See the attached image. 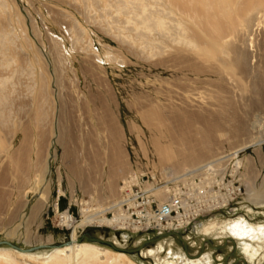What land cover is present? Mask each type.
<instances>
[{
	"label": "rangeland",
	"instance_id": "obj_1",
	"mask_svg": "<svg viewBox=\"0 0 264 264\" xmlns=\"http://www.w3.org/2000/svg\"><path fill=\"white\" fill-rule=\"evenodd\" d=\"M2 1L6 10L0 12V28L12 35L14 42L13 50L8 52L11 65L0 67V76L11 79L7 84L10 122L0 132V194L3 195L0 241H9L25 250L41 244L52 245L22 252L1 244L0 248L11 251L14 264H46L43 258L72 238L73 230L62 224L61 214L69 211L81 219L85 204L105 207L119 196L122 181L130 175L144 176L147 180L157 174V180L169 179L166 172L172 171L177 161L185 157L187 143L200 138L191 126L195 117L217 116L220 112H223L224 130L215 135L214 149L195 145L192 153H187L194 157L195 164L174 168L175 175L243 144L251 146L244 153L243 167L233 176L227 173L232 167L226 169V164L216 172L225 174L226 184L232 183L230 187L216 185L215 190L234 193L230 204L213 212L204 211L206 214L199 219L203 224L197 230L191 229L187 243L193 256L189 258L196 259L207 252L212 264H245L244 258L246 264H264L263 243L259 256L250 260L240 242L235 240L234 244L228 234H206L202 230L209 223L239 216L264 224V203L255 202L264 201V192L261 199L256 198V193L264 191V144H252L264 139V13L260 26L258 21L253 22V32L244 33L236 40L240 49L244 43L242 51L248 57V72L238 73L235 69L233 75L220 73L198 78L186 71V62H180L179 71H170L162 65L161 60L168 59V55L161 53L158 30L149 35L151 43H143L147 37L142 40L139 36L144 32L136 30L137 17L132 11L119 14L115 4L109 11L104 8L105 1L117 0ZM149 1V7L155 11L157 0ZM171 48L167 47V53ZM41 88L45 89L42 98L45 117L38 121L36 97ZM151 108L162 110L168 117L179 113L166 120L177 158L176 163L168 164L171 166H160L158 155L152 150L151 128L144 114ZM235 123L245 127L239 140L231 135ZM26 149L28 156L24 154ZM15 151L19 156L24 155V166L13 160ZM73 165L81 170L82 178L70 170ZM120 169L114 181L112 176ZM151 171L156 174L152 175ZM196 181L199 183L200 179ZM192 186L191 181L189 187ZM170 187L174 185L171 183ZM252 190L256 193L251 195ZM43 191L47 199L36 208L32 218L33 206L40 201ZM207 194L203 199L212 195ZM106 215L124 218L116 211ZM132 226L94 223L81 233L90 231L129 248L157 236L127 229H136ZM165 239L167 250L171 245L173 252L186 255L178 237ZM157 242L146 249L154 248ZM102 246L112 251L101 259L102 264L120 252ZM203 247L204 252L198 256ZM29 252L39 259L23 255ZM160 253L148 257L125 253L128 258L120 257L118 262L130 264V258L138 264H157L160 257V264H165L166 253ZM0 264L11 263L0 257Z\"/></svg>",
	"mask_w": 264,
	"mask_h": 264
},
{
	"label": "bare ground",
	"instance_id": "obj_2",
	"mask_svg": "<svg viewBox=\"0 0 264 264\" xmlns=\"http://www.w3.org/2000/svg\"><path fill=\"white\" fill-rule=\"evenodd\" d=\"M239 1L240 0H157V9L152 11L147 3L150 2L149 0H117L115 3L105 1L104 8L108 10L115 4L114 7L116 11L119 12V14L124 13L126 10L132 11L134 17H137L136 22H134L136 30H142L144 32H140L139 36L142 37V40L144 37H147V40H143V43H151V36L149 37V35L151 32H153V30H158L161 36V45H159L162 47L161 53H166L168 55V59L161 60L162 65H164L166 68H169L170 71H175L178 70V67H180V69L182 68L180 66L182 63L180 62L183 61L188 63V68L186 67V71L189 70V73L192 72L194 75L198 76V78H203V76L209 77L220 73L233 75L236 74V71L238 73L239 71L248 72L250 69L248 57L243 52L245 49L243 46L244 43L242 42V49L244 48L242 51V49L239 48L240 45L239 47L237 46L236 40L244 33L253 32V22L258 21L257 25L262 22V13H264V0H242V2L238 3ZM5 8L6 5L2 0H0V12L2 10L5 11ZM253 35L251 34L250 37H253ZM243 37L245 36L243 35ZM13 39L14 38L12 35L0 28V67H7L11 61L8 52L12 49V42H14ZM249 45L251 44L249 43ZM169 46L172 47V50L167 53V47ZM13 57L14 56H12V58ZM187 74L188 73H186V75ZM9 78L10 77L0 76V132L2 131V128L6 127L10 122V113L7 109V101L10 96V93L7 91V88H9L7 84H9L8 82L11 80H9ZM44 92L45 89L43 90L41 88L36 97V101L39 105L36 115V119L38 121L41 119L43 120L45 117V111L43 109L44 101H42V98L45 96ZM144 114L146 115L148 127L151 128V138L149 141L151 143L153 152L158 155L159 165L171 166L168 164L173 162L176 163L177 158L173 147L172 138L170 137V132L167 129L166 120L175 118L174 115H179V113H173L172 117H168L162 110L158 108H151L146 109ZM222 114L223 112H220L217 116L207 117L201 115L195 117V124L191 126L194 128L193 132H195L198 136L200 135V138L199 140L187 143L186 151L184 152L186 154L185 157L182 160L177 161L175 167H172V171L169 170L166 172L172 176L171 178L169 175H166L165 177H168L169 179L157 180V174L154 171L151 172L153 173L152 175L156 174L155 177L153 176L154 178L151 177V179L147 178V180H144V176L138 177V175L133 174L130 175L125 181H122V187L120 188L119 196L114 198L115 200L113 202H109L105 207H88V204L84 203L87 206H84L82 209L83 216L81 219H77L71 215L69 211L63 212L61 214V222L63 225L73 230L72 242L69 244H64V246L61 245L62 247L57 246L54 248V250L47 257L43 258L45 259L44 262L46 264H102L101 259H103L105 255H108L109 252H112L110 248L90 241H82V243H79L77 242V238L87 226H90L94 223L103 225L111 224L122 227L123 225L127 226L129 224L130 226L131 224L133 225L132 227H135L136 229L142 227L140 224L135 225L132 223L133 219L134 221H137L138 219L143 220L141 215L139 217L138 214V218H136L137 220H135L134 217H131L129 220V215L126 214V212H128L127 208L132 207L138 202V200L135 199H156L157 201L163 202L169 199V196L174 193L181 199L183 206V209L175 217L176 219H174L176 224L185 228L187 224L191 223L187 226L189 229H187L186 235L191 233L190 229L193 227L195 228L194 230L199 229V225L201 226L203 224L199 219H201L200 217L204 216L207 211L213 212L225 204H230L232 193H234V191H230L225 194L221 191H216L214 187L216 185H225L230 187L232 181H230L229 185L226 184L225 174H220L219 172L220 175H217V173L220 171V166L222 164L227 165L226 169L232 167L227 173L231 172L232 176L234 173H237V171L243 167L244 153L251 145L243 144L239 148H236L221 157L212 158L200 166L186 169L185 172L180 175L176 176L174 172V168H186V166L195 164L194 157H192V155H188L192 153V148L195 145H207L213 147L214 149L215 135H219V133L224 130L223 123L221 122ZM197 124H200L201 126H197ZM244 131V125L235 123L231 128L232 138L239 140L238 137L241 136ZM252 144L253 146L262 145L264 144V139L257 140ZM2 148L4 149L6 146H2ZM22 151L23 150L20 149V152ZM28 153L29 149H26L24 154L28 156ZM13 160L19 166H24L26 159L24 155L19 156L18 152L15 151ZM118 166L121 168L120 165ZM70 170L76 176L82 178L83 174L76 165L71 166ZM121 170L122 169L115 171L114 175L112 176L114 181H116L114 178L118 176V172L121 173ZM196 179H200V182L198 183ZM114 181L113 183H115ZM191 181L193 186L189 187ZM171 183L174 185L172 188L170 187ZM134 187H138V189L131 190ZM207 187L211 189L208 190ZM127 189H130V192H126ZM238 190L241 191L240 188H238ZM208 192L213 194L209 199H203L205 196L207 197ZM263 192L264 191L256 193L252 190L251 195L256 193V198L261 199ZM127 195L130 196V199H133L134 202H129L130 199H126ZM1 199H3L2 194H0V205L2 201ZM39 199L40 201L33 206V211L31 214L32 218L34 217L36 208L38 206H42L44 199H47L45 197V191H43ZM195 201L197 202L196 204H194ZM255 202L259 205H263L264 203L262 200H257ZM253 209L251 208L250 211L254 212ZM110 211H116L124 218H109L106 214ZM204 211L206 213H203ZM202 230L206 234L226 233V236L228 234V237L237 240L238 244L240 242L243 252L250 260H254L257 256H259L263 246L261 243L264 244V224L252 223L246 216L229 218L228 220L222 222L209 223V225L203 227ZM171 232H179L182 234V232L176 230ZM153 234L157 236L161 235L155 232ZM184 235L185 234H182V236ZM193 235L195 234L193 233ZM166 241L168 242L166 239L157 242L154 248H148L146 250L143 249L144 251L142 250L141 255L143 257H148L151 255H158L160 252H164L166 253V258L163 259L165 264H212L213 260L209 253L206 252L202 256L200 255L201 257L196 259L189 258V255H185L182 252H180V254L173 252L170 244L167 250L164 247V243ZM185 241L188 242L186 239ZM114 242L118 244L117 241ZM115 253L117 257H111L107 261V264H122L121 262H118L120 257H127V255L123 252ZM23 255H28L35 260L39 259L32 252L23 253ZM191 256L193 255L191 254ZM0 257L8 261V263L10 262L11 264H14L11 259V251L9 249L0 248ZM158 259L159 260L157 264H160L161 258L159 257ZM129 262L130 264H138L130 258Z\"/></svg>",
	"mask_w": 264,
	"mask_h": 264
},
{
	"label": "built area",
	"instance_id": "obj_3",
	"mask_svg": "<svg viewBox=\"0 0 264 264\" xmlns=\"http://www.w3.org/2000/svg\"><path fill=\"white\" fill-rule=\"evenodd\" d=\"M135 189L137 190L138 187H134L131 190ZM126 192H130V189H127ZM126 199H130V196L127 195ZM135 200H138V202L132 207L127 208L128 212H126V214L129 215V220L131 217H134L135 220H137L136 218H138V214L139 217L141 215L143 220L138 219L137 221H134L133 219L132 223L135 225L140 224L142 227L139 229H133L129 227L130 229L128 230L141 233L155 232L157 234H164L176 230L182 232V234H185L183 236L184 239L190 240L188 239L189 235L186 234L187 229H189L187 226L191 223L187 224V228H183V226L177 225L174 220L176 219L175 217L179 214V212L183 209L181 199L174 193L169 196V199L163 202L157 201L156 199L149 200L140 198ZM129 202H134V200L130 199Z\"/></svg>",
	"mask_w": 264,
	"mask_h": 264
},
{
	"label": "water",
	"instance_id": "obj_4",
	"mask_svg": "<svg viewBox=\"0 0 264 264\" xmlns=\"http://www.w3.org/2000/svg\"><path fill=\"white\" fill-rule=\"evenodd\" d=\"M173 236H176V237L179 238V240L183 244V248H184L185 253L187 255L191 256V253L189 251V245L185 241V239L182 236V234L179 233V232L164 233V234L152 237V238L149 237V238L145 239L140 245H137V246L132 247V248H129V247H126V246H119L114 241L109 240V239H104V238L99 237V236H95L90 231H86V232L81 233V235L77 238V242L80 243L82 241L87 240V241H90V242L99 243V244H102V245L109 246V247L113 248L116 251H120V252L127 253V254H130V255L142 256L141 252H142L143 249H146L148 246H150L151 244L157 242L158 240L165 239V238H168V237H173ZM230 239L233 241L234 244H236L235 239H233V238H230ZM71 242H72V238H70V240L67 241L65 244H69ZM1 244H8V245L13 246L14 248L18 249L19 251H33L35 249L48 248V247L52 246L51 244L47 243V244H41V245H39L37 247H32L30 249H26L25 250V249H23L21 247H18L16 245H14L13 243H11L9 241H0V245ZM203 252H204V247L202 248V250L198 254L202 255ZM244 262L246 264L247 260L244 259Z\"/></svg>",
	"mask_w": 264,
	"mask_h": 264
}]
</instances>
